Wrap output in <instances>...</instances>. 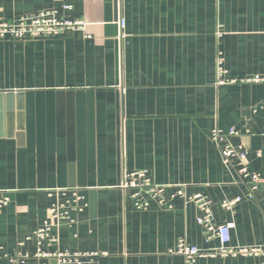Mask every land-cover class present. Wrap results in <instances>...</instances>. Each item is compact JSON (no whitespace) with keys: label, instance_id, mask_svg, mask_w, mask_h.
<instances>
[{"label":"crops","instance_id":"1","mask_svg":"<svg viewBox=\"0 0 264 264\" xmlns=\"http://www.w3.org/2000/svg\"><path fill=\"white\" fill-rule=\"evenodd\" d=\"M48 9L85 30L0 38V189L11 199L0 212V264H57L36 256L35 231L75 190L82 211L70 210L73 223L55 227L59 240L44 250L99 252L83 264H183L172 252L181 237L206 251L220 246L193 201L138 209L134 190L122 188L136 170L169 193L183 185L208 196L232 246H264V186L248 198L250 184L210 139L214 127L236 128L232 143L264 175V83L216 82L219 60L231 76H264V0H0V20ZM19 254L24 261L12 259Z\"/></svg>","mask_w":264,"mask_h":264},{"label":"built area","instance_id":"2","mask_svg":"<svg viewBox=\"0 0 264 264\" xmlns=\"http://www.w3.org/2000/svg\"><path fill=\"white\" fill-rule=\"evenodd\" d=\"M66 9L72 6L66 5ZM122 25L124 21L122 20ZM86 22L81 19H70L60 17L55 9L42 10L36 14L24 15L17 19L0 20V38H42L64 34L68 30H85ZM217 84H235V83H264V76L257 74L254 76L237 77L228 74V71L222 65V61H218L217 66ZM241 135V132L232 127L224 130L220 127H214L210 132V139L220 149L223 163L230 168L235 169L239 178L250 184V190L247 197L252 199L254 192L264 186V175L249 168V152L243 145H234L231 141L232 137ZM123 189L134 190L133 197L136 199L135 205L138 209H148L150 200L157 202L159 206L172 208V200L177 196L182 197L186 202L193 201L200 209L201 213L197 217V221L202 225L209 237L218 238L220 246L216 250L206 251L197 245L191 244L186 237L178 239L176 247L172 250L183 256V264H196L197 260L203 256H213L216 254L222 256H261L264 264V246L245 245L232 246L231 242V226L230 224H216L214 221V213L212 210V200L201 193L187 195L183 185L176 186V189L169 193V185L158 184L153 182L146 170H136L128 172L125 181L122 184ZM65 194V190H59ZM82 196L78 191L72 193V198L65 203L55 201L49 206L48 218L35 231V238L38 243V251L36 256L43 258H55L57 264H83L85 260H92L99 255V252H82V251H48L43 249L45 242L48 245L58 242L57 236L51 235V231L64 222L73 223L70 210L82 211L80 201ZM243 196H237L232 199H224L221 205L225 209H232ZM9 190L0 189V212L10 202ZM6 257V256H5ZM8 257V256H7ZM25 257L19 254L12 259ZM2 256H0V259Z\"/></svg>","mask_w":264,"mask_h":264}]
</instances>
